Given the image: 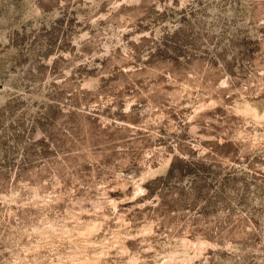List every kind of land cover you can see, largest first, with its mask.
Listing matches in <instances>:
<instances>
[{
	"label": "rangeland",
	"instance_id": "374dc122",
	"mask_svg": "<svg viewBox=\"0 0 264 264\" xmlns=\"http://www.w3.org/2000/svg\"><path fill=\"white\" fill-rule=\"evenodd\" d=\"M0 264H264V0H0Z\"/></svg>",
	"mask_w": 264,
	"mask_h": 264
}]
</instances>
